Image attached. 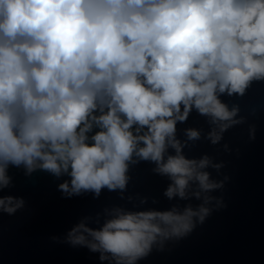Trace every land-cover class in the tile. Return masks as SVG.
Instances as JSON below:
<instances>
[{"label":"clouds","instance_id":"1","mask_svg":"<svg viewBox=\"0 0 264 264\" xmlns=\"http://www.w3.org/2000/svg\"><path fill=\"white\" fill-rule=\"evenodd\" d=\"M255 84L264 85V0H0V193L15 187L16 169L61 180L62 199H137L105 205L103 223L86 217L63 243L99 264H142L218 210L209 205L230 177L213 172L225 162L188 153L206 142L231 154L225 134L247 118L225 98ZM194 113L206 132L179 127ZM140 164L166 181V207L128 194ZM25 206L0 194V217Z\"/></svg>","mask_w":264,"mask_h":264},{"label":"water","instance_id":"2","mask_svg":"<svg viewBox=\"0 0 264 264\" xmlns=\"http://www.w3.org/2000/svg\"><path fill=\"white\" fill-rule=\"evenodd\" d=\"M225 99L230 106L239 103L241 115L247 118L244 125L225 134L224 142L230 145L231 154L218 153L206 142L188 153L198 156L207 152L225 162L220 175L213 172L216 179L230 177L225 188L214 194L217 200L209 205L218 210L203 226L197 224L188 237L168 241L164 252L154 250L142 264H264V85H253L242 100ZM251 124L256 125L254 141L248 137ZM188 126L208 130L205 120L195 113L187 125H179ZM150 168L149 164H140L133 169L128 194L157 197L161 200L159 206L166 207L167 201L161 196L166 181L152 175ZM10 174L15 187L0 194L22 196L26 206L15 216L0 217V264H99L97 256L86 249L63 243L67 233L86 217L88 226L98 227L96 221L103 223V215L97 217V212L105 205L133 208L139 204L135 198L128 203L107 191L99 200L90 195L62 199L56 190L62 181L53 176L37 172L25 177L16 169Z\"/></svg>","mask_w":264,"mask_h":264}]
</instances>
